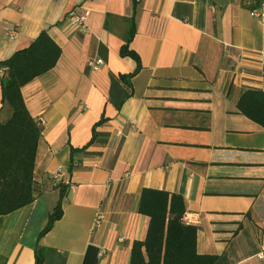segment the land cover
Segmentation results:
<instances>
[{
	"label": "crops",
	"instance_id": "0c3cea01",
	"mask_svg": "<svg viewBox=\"0 0 264 264\" xmlns=\"http://www.w3.org/2000/svg\"><path fill=\"white\" fill-rule=\"evenodd\" d=\"M135 1L0 0V60L42 30L62 49L21 88L43 118L35 198L0 216V264H36V251L42 264H128L147 231L144 187L183 196V221L197 226L199 253L219 255L214 264H264V128L236 107L243 87L264 89V16L252 15L264 0ZM82 12L86 30L70 18ZM132 25L141 67L127 86L120 75L137 61L119 49ZM11 113L0 83V121ZM102 115L107 144L89 146L69 172L70 148L88 142ZM60 198L62 216L38 240Z\"/></svg>",
	"mask_w": 264,
	"mask_h": 264
},
{
	"label": "trees",
	"instance_id": "16d2710c",
	"mask_svg": "<svg viewBox=\"0 0 264 264\" xmlns=\"http://www.w3.org/2000/svg\"><path fill=\"white\" fill-rule=\"evenodd\" d=\"M136 4L135 1V8ZM134 31L132 25L119 49L122 57L131 56L137 61L134 71L120 75V79L127 86H130L128 79L141 67L138 54L129 47ZM61 52V47L47 30H42L28 46L17 49L8 58L0 60L2 102L8 104L12 110L7 120L0 121V216L30 204L35 198L34 166L41 127L30 114L21 88L53 68ZM236 107L240 113L264 128V89L243 87ZM107 121V117L102 115L92 125L88 142L82 147L70 148L69 172L80 166L77 155L88 154L89 146L107 144L109 133L97 130ZM66 189L60 185L61 193ZM185 211L184 198L180 193L151 187L142 188L138 212L148 217V226L145 237L133 241L128 264H214L219 255L197 251L198 228L183 221ZM61 216L60 198L40 230L38 240ZM42 262V253L36 251L35 263Z\"/></svg>",
	"mask_w": 264,
	"mask_h": 264
},
{
	"label": "built area",
	"instance_id": "2783aa9c",
	"mask_svg": "<svg viewBox=\"0 0 264 264\" xmlns=\"http://www.w3.org/2000/svg\"><path fill=\"white\" fill-rule=\"evenodd\" d=\"M252 15L254 16H264V3L260 7V9H255L252 10ZM71 20L76 23L80 29L86 30V21H87V15L85 12L82 13H76L73 14L71 17ZM6 34L10 38H14L16 34V29L15 26H9L6 28ZM103 63L102 58H95V59H90L88 61V65L93 69V70H98L100 65ZM43 121L42 117L37 118V122L41 123ZM52 178L56 181L61 180V171H57L52 174ZM67 184H71L70 182H67ZM72 185V184H71ZM184 217V216H183ZM105 219V213L103 211H98L94 217V225L95 226H100L102 221Z\"/></svg>",
	"mask_w": 264,
	"mask_h": 264
}]
</instances>
